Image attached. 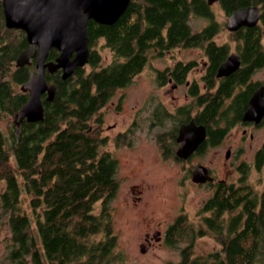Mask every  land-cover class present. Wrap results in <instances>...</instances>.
<instances>
[{"label": "trees", "instance_id": "16d2710c", "mask_svg": "<svg viewBox=\"0 0 264 264\" xmlns=\"http://www.w3.org/2000/svg\"><path fill=\"white\" fill-rule=\"evenodd\" d=\"M216 1L226 15L247 6H258L261 11L256 26L232 32L241 66L224 80L220 90L208 97L205 111L199 116L201 122L215 124V135L221 139L232 123L240 119L238 112L245 106L248 93L243 96L244 102L241 99L235 105L239 117L226 127H217L224 116L219 111L222 100L233 86L244 84L251 72L264 66V0ZM191 15L208 19V24L192 31ZM220 29L207 0H131L112 25L88 20L89 70L85 66L78 68L65 80L60 70L45 72L47 82L55 85V93L50 101L42 96L43 120H24L19 127H11L9 145L0 128V183L4 184L0 203L2 211L9 213L7 223L17 258L29 255L33 264H41L37 247L42 246L48 264H119L122 255L116 249L117 235L108 207L117 187L118 162L111 153L100 151L105 143L97 130V126L101 127L100 110L116 89L132 82L146 65L148 54L155 50L203 46L211 67L206 78L211 89L215 68L229 50V44H218L213 39ZM100 38L113 56L106 65L102 64L100 54L91 49ZM26 47L24 32L5 26L0 0V113L14 115L28 99V93L16 89L34 69V64L16 66V57ZM56 56L57 51L51 49L47 59L54 60ZM191 65L176 66L175 71L180 73L175 76L185 74ZM191 93L197 96L195 89ZM93 117L96 128L89 125ZM10 154L21 182L8 167ZM263 161L264 147L255 154L257 170ZM247 181L245 170L236 197H228L233 191L227 187L216 200L218 209L211 212L212 219L205 223L210 233L223 239L221 250L204 258L192 256L189 247L183 249L178 264H264V185L257 192ZM20 187L29 195L38 246L30 230V218L18 211ZM98 200L103 205L96 214L93 206ZM233 204L243 207L234 217L221 219L224 210L231 209ZM178 224L171 226L173 237L193 234Z\"/></svg>", "mask_w": 264, "mask_h": 264}, {"label": "rangeland", "instance_id": "374dc122", "mask_svg": "<svg viewBox=\"0 0 264 264\" xmlns=\"http://www.w3.org/2000/svg\"><path fill=\"white\" fill-rule=\"evenodd\" d=\"M210 8L221 26L215 41L218 44H229V52H235L232 36L225 28L227 15L217 1L212 2ZM189 24L192 31H199L208 24V19L191 15ZM91 49L100 54L103 65L110 63L113 58L112 52L105 46L102 38L98 39ZM202 59H205V56L199 48L176 47L161 56L152 52L148 54L147 63L142 71L129 85L116 89L100 110L101 127L97 126V130L99 136L105 138L100 151L111 153L118 162L117 187L108 207L113 230L117 235L116 249L122 255L119 264H178L183 249L189 247L192 256L204 258L221 250L219 237L210 232L204 236H195L188 247L187 239L179 236L173 237V243L163 239L165 227L173 222L176 216H183L187 221L184 228L194 234L196 232L201 217L199 210L202 201L213 192L211 185L195 184L191 181V171L197 164L210 168L214 182L218 179L229 182L238 178L239 173L235 167L242 163L243 166H247V182L253 190L260 192L264 185V161L259 170L255 168V152L264 140V126L246 127V135H243L242 125L234 127L218 145L205 146L201 152L187 160L176 159L174 152L173 156L162 153L158 137L165 140L170 138L177 124V106L184 104L190 106V116L197 114L198 111L194 100L185 96V87L172 91L168 84H158L155 71L171 67L177 60H195L196 64H200ZM85 69L89 70V66L85 65ZM199 76L195 70L188 74V79L198 80ZM263 78L264 67L253 75L252 81ZM16 89L20 90L19 86ZM156 110L160 112L161 121L154 115ZM14 118V115L0 113V128L6 136L8 145L9 131L15 125ZM94 119L95 117L89 122L92 128H96ZM249 133H253V139ZM169 140L171 141V138ZM230 147L233 150L227 158V150ZM8 167L18 175L19 171L11 154ZM16 177L18 182L22 181L19 175ZM3 188L4 184L0 183V191ZM19 191L18 211L30 218V230L37 239L38 246L40 243L35 233L29 195L22 187ZM102 205V200L96 201L93 212L99 214ZM8 217L9 213L2 211L0 203V264H9L5 257V249L11 245ZM157 229L161 230L160 242H153L143 249L141 244L145 232L151 233Z\"/></svg>", "mask_w": 264, "mask_h": 264}, {"label": "water", "instance_id": "95a60500", "mask_svg": "<svg viewBox=\"0 0 264 264\" xmlns=\"http://www.w3.org/2000/svg\"><path fill=\"white\" fill-rule=\"evenodd\" d=\"M4 23L7 28L24 32L28 47L17 57L16 66L34 64L20 91L28 93L27 101L14 113V124L39 122L44 117L42 96L50 101L55 85L49 84L45 71L60 70L62 80L73 75L76 69L88 63L90 48L87 34L88 20L112 25L126 11L131 0H1ZM215 0H208L211 4ZM260 19L258 6L241 7L231 12L225 22L229 32L241 27H254ZM51 49L57 51L54 60H48ZM240 59L232 53L219 66L218 76H226L239 68ZM264 86L253 92L244 112V120L258 122L264 115ZM205 128L193 122L182 125L177 140L180 145L176 156L186 159L203 141ZM207 169L203 165L191 172L195 183L206 181ZM144 250L142 249V252Z\"/></svg>", "mask_w": 264, "mask_h": 264}, {"label": "flooded vegetation", "instance_id": "af4514ba", "mask_svg": "<svg viewBox=\"0 0 264 264\" xmlns=\"http://www.w3.org/2000/svg\"><path fill=\"white\" fill-rule=\"evenodd\" d=\"M207 2H208V0H207ZM1 4H2V1H1ZM208 5L210 6L211 4L208 3ZM260 13H261V11H260ZM228 15L229 14H227L226 19H227ZM259 21H260V19H259ZM229 34L232 36V32H229ZM215 36L213 38L214 41H215ZM183 48H188V47H183ZM193 48L201 49L202 55L205 56V59H202L200 64H196L195 60H187V61L177 60L174 64H172L171 67H167L163 70H156L155 71L156 79H158V82H159L158 84H160V85L168 84L172 91L183 86L186 88L185 96L189 97L190 99H193L194 103L196 102L195 99H197V101L199 102V103L197 102V104L195 106L198 113L195 115H191V116L189 115L190 106H186V104L177 106V109H176V111H177L176 112L177 113V120H176L177 124L174 126V128L171 132V136H170L171 141L169 140L170 138L169 139L166 138V140H165L162 137H158V141L160 143L159 145H160V148H161L162 153L164 155H166L168 153L169 155L171 154L173 156V152H174L175 158L181 159V158L176 156V151L180 145V142L177 140L180 127L182 125H187L190 122H193L194 126H196V127L203 126L205 128V136H204L203 141L196 147V149L186 159H181V160H187V159L191 158L194 154L201 152L205 146H216V145H218L219 142H221V140L223 138H225L226 135L229 133V131L234 127L242 125L243 135H246V131H247L246 127L260 128V127L264 126V115L261 117V119H259L258 122H255L253 120H244V118H243L244 112L246 111L247 106H248V101H249L250 97L252 96L253 92L264 86V78L261 80L252 81L253 75L259 69L263 68L264 66L259 68L255 72H251L250 75L248 76V79L246 80V82L244 84L239 83V84L233 86L229 95L226 96L224 98V100H222V106H220L219 111H220V113H224V116H223V121L218 123L219 125L217 124V127H226L228 124H231V122L233 121L234 118L239 117L236 114L235 105L241 99H242V102H244V99L246 97L245 93H248V97L245 101V106H241V110L238 112V113H240V119L235 120L232 123V125L228 128V130L225 132V134L223 135V137L221 139L218 138L217 135H215L214 131L217 129H215L216 126L213 122H211L209 124H205V123L200 121L199 116L203 115V113L205 111L204 110L205 105L207 102H209L208 97L212 96L213 94H215L216 91L220 90L221 87L223 86V83H225L224 80L231 78L236 73V71H238V69L240 68L241 65H239V68H237L236 71L230 73L229 75L218 76L219 66L226 60V58L232 53L238 55L236 51L235 52H229V50H230L229 49L228 52L226 53L225 58L220 62V64L217 66V68H215L213 85H212V88L209 89L208 85L206 84V78H207V73L209 72V68L211 69V67L208 66L209 60H208L207 55L205 54V49L203 48V46H200V47L198 46V47H193ZM171 50H169V49L161 50V51L155 50L152 52L156 53V55H158V56H161L165 52L167 53ZM188 63H192L193 65H191V67L188 69V71L185 74H180L178 77H176L177 74L180 73V71H175L176 66L178 67L180 65L182 67L183 65H186ZM199 66L201 68H199ZM179 69H180V67H179ZM195 70L200 74L199 79L197 80L196 78H192L191 80H189L188 74L195 71ZM49 84H51V83H49ZM253 84H255V88H251V87H253ZM194 89L197 91V96H193L191 93V91ZM244 95H245V97L243 98ZM263 97H264V94H263ZM191 109H193V106H191ZM154 115L157 116L161 121L160 112H158L156 110L154 112ZM208 127L210 129H208ZM252 134L253 133L248 134V135H250L251 139H253ZM262 147H264V140H263L261 146L256 150V152L258 150L262 149ZM232 150L233 149H231V147L228 148L227 156H226L227 158L229 157L230 152H232ZM199 165H203V164H197L195 167H197ZM203 166H205L207 169L206 181L202 182V183H198V184L211 185L213 187V192H212L210 197H208L207 199L202 201L201 208L199 210V213H201V217L199 218L198 225H197L198 226L197 227L198 234L195 235L193 233V235H190L189 239H188V236H189L188 234L185 237H183V239L185 238L188 241L187 247L191 246V243H192L195 236H204L207 232L211 231L210 228L205 223L207 222V219H212L211 212H215L218 209V205L216 204V202H217L216 200L219 197L223 196L224 191L227 189V187H229V189L231 191H233V192H230L228 194V197L229 198H231V197L235 198L236 193H237L236 192L237 185H238L239 181L241 180V178L244 176L245 170H246V172L248 171L247 166L246 165L243 166V164L241 163L238 166L236 165V167H235L236 171H238V173H239L238 178H235L229 182L225 179H218L217 181L214 182V178L210 173L211 172L210 168L206 165H203ZM193 183H195V182H193ZM195 184H197V183H195ZM136 198H138V197H136ZM241 206L243 207L242 204H240V205L233 204V207L231 209L224 210L223 214H221V219H222V217L224 219H228L230 216L234 217L236 215L237 211L241 208ZM226 221L224 223H226ZM176 222H177V224L178 223L183 224V225H179V224L177 225V226H181L183 228H184L185 224H187V221L185 218H183V216H176L174 218L173 222L169 223L165 227L164 232H163V239L168 243L174 242L173 235H172L173 232L171 231V226ZM188 225L190 226L189 222H188ZM190 228H191V226H190ZM184 229H185V231H188L187 228H184ZM223 230L225 231L226 228H224ZM160 233H161V230H158V229L154 230L151 233L145 232V234L143 236V242L141 244V247H143V249H145L144 247L146 245L149 246L153 242H160L159 241ZM168 234H170V235H168ZM218 243L222 247L223 239H219ZM14 249H16V248H15V246H13V243L11 241V245L8 246V249H5V257L8 260L9 264H21V263L22 264H33L31 261V256H29V255H24L23 258H17L18 254L16 253V251H14ZM37 250L40 254V259L42 261L41 264H48L47 259L45 257L43 247L39 246V247H37ZM214 253H217V252H214Z\"/></svg>", "mask_w": 264, "mask_h": 264}]
</instances>
